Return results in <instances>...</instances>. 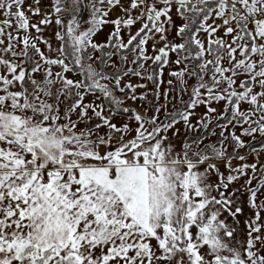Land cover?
Returning a JSON list of instances; mask_svg holds the SVG:
<instances>
[{
	"label": "snow or ice",
	"instance_id": "obj_1",
	"mask_svg": "<svg viewBox=\"0 0 264 264\" xmlns=\"http://www.w3.org/2000/svg\"><path fill=\"white\" fill-rule=\"evenodd\" d=\"M0 264H264V0H0Z\"/></svg>",
	"mask_w": 264,
	"mask_h": 264
}]
</instances>
